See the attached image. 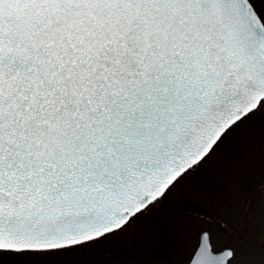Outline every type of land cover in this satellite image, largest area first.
<instances>
[{
	"label": "snow or ice",
	"instance_id": "6c2138e0",
	"mask_svg": "<svg viewBox=\"0 0 264 264\" xmlns=\"http://www.w3.org/2000/svg\"><path fill=\"white\" fill-rule=\"evenodd\" d=\"M0 264H264V0H0Z\"/></svg>",
	"mask_w": 264,
	"mask_h": 264
},
{
	"label": "rangeland",
	"instance_id": "374dc122",
	"mask_svg": "<svg viewBox=\"0 0 264 264\" xmlns=\"http://www.w3.org/2000/svg\"><path fill=\"white\" fill-rule=\"evenodd\" d=\"M186 194H187V195H193L192 192H191V189H190V188L187 190ZM162 226H163V227H167V224L165 223V224H163Z\"/></svg>",
	"mask_w": 264,
	"mask_h": 264
}]
</instances>
